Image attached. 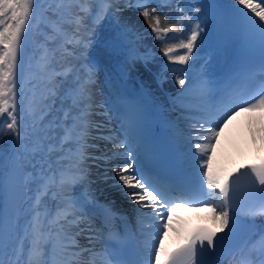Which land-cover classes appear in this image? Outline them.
I'll list each match as a JSON object with an SVG mask.
<instances>
[{"label": "snow or ice", "instance_id": "snow-or-ice-1", "mask_svg": "<svg viewBox=\"0 0 264 264\" xmlns=\"http://www.w3.org/2000/svg\"><path fill=\"white\" fill-rule=\"evenodd\" d=\"M123 3L135 8L163 43L161 51L170 62L165 70L177 73L181 91L172 100V109L178 117L169 130L174 141L187 138L190 149L183 163L188 174L169 177L150 165L153 154L142 134L144 113L139 105L120 98L123 106L115 104L104 113L115 112L122 139L103 135L104 125L90 120L91 86L100 65L85 54L97 42L96 26L122 11L121 0H49L46 9L41 0H0V264H85V253L101 254L95 250L94 234L86 236L87 245L79 239L86 231L81 227L86 201L74 189L88 181L89 161L96 167L107 164L115 173L111 179L135 206L139 230V236L132 234L137 259L128 258L117 241L121 246L102 250L104 264H221V254H226L228 264H264V226L255 239H241L238 230L242 219L254 223L257 217L264 218V160L233 171L213 167L216 145L229 122L242 112L264 109V0ZM154 3L161 8L175 3V10L157 12ZM161 15L171 21L166 27H161ZM88 19L92 27L87 26ZM116 29L115 37L102 39L103 47L115 51L128 40V55L147 67L149 56L137 55L132 46L135 41L130 38L142 39L134 26L117 17ZM215 30H227L245 44L258 42V79L235 70L217 77L208 65L189 79L187 68L171 66L189 65L196 58L194 50ZM170 32L183 35L168 37ZM58 39L61 43L51 47ZM30 41L37 45L33 59L26 55ZM60 49L80 61L79 67L57 70L53 61ZM73 71L77 87L69 93L72 105L63 119L51 120L58 77ZM97 141L112 149L105 151ZM48 201L55 202L54 210ZM183 206L205 208L213 227L190 233L181 246L165 254L163 238L174 230L172 209ZM114 216L105 206L106 223Z\"/></svg>", "mask_w": 264, "mask_h": 264}, {"label": "bare ground", "instance_id": "bare-ground-1", "mask_svg": "<svg viewBox=\"0 0 264 264\" xmlns=\"http://www.w3.org/2000/svg\"><path fill=\"white\" fill-rule=\"evenodd\" d=\"M223 1L229 2V0ZM120 5H124L123 0H121ZM87 26L92 27V21L87 23ZM218 33L219 30H215L210 33L200 45L199 49L201 50H194V52L199 55H201L202 52L206 53L208 55L207 60H204L202 57L195 56V60H190L189 65L187 66L190 68L199 66V68L202 69L203 66L208 65L215 76H220L224 63L223 53L229 44L226 43L223 46L217 45L216 40ZM96 34L97 42L91 49L88 50L85 55H90L100 65V71L98 72L100 73V76H98V78L102 83L103 91L101 92L102 103L100 104L99 108L109 110V108H112V105H115L117 102H119L120 97H122L125 92L135 93L143 100L145 107L150 112L155 114L158 113L164 116L165 120L167 121L168 128L170 129V124L172 122H176L178 117V112L172 109V100L177 96H169L162 90L163 78L161 75L155 79L153 74L146 70L142 60L133 61V59L128 55V40H124L123 46L116 48L115 51H112L111 49H105L103 47L101 41L104 37L107 36L111 38L117 35L116 23L112 19L111 15L107 20L96 26ZM178 35L183 34L174 33L168 37ZM231 39L232 34L229 35L228 42H231ZM168 42L176 43L178 41L169 40ZM135 43L132 46H134L137 50L136 54L139 56H144L145 53L142 52L135 45ZM159 46L162 48L163 43L161 42ZM180 51L181 53L183 52V50ZM62 56L64 59H69L64 54ZM158 61L159 60H157V62ZM160 62L164 64L161 67L163 73L169 72V74L172 75V78L173 76H176L177 73L165 70V65L169 64L170 62L166 57L163 56V54L161 55ZM171 66L177 68L182 67V65L178 64H172ZM187 69L189 70V68ZM116 77V81L121 84L122 88L117 87V83L115 81ZM118 79L122 83H120ZM74 89L75 87L73 86L71 90ZM69 93L70 91L66 97H64V101L68 103L69 99V101H71L70 103H72ZM192 100V97L188 98V102H192ZM105 110H101L99 114L98 112L94 113L92 121L104 125V130L102 132L103 135L112 134L122 139L123 136L120 135L119 132H116L120 127L119 123H116L117 128L111 127L108 123H106V126L105 123H103L104 121L106 122L108 117L104 115V113L108 112ZM263 112L264 109H258L253 112H242L234 118L236 120V127L232 125L233 120H231L228 126L224 128V131L221 133L219 141L216 145V151L213 160V167L215 170L222 171L227 169L228 171H233L236 168H241L242 165L260 163L261 160H264V135H262L264 134V128H261L262 123H264V119L258 120L255 116L257 114L260 115ZM259 121H261V123ZM180 126L187 130V125L181 123ZM92 134L97 135L98 133L93 130ZM97 143H99L101 148L105 151L112 149L111 144H107L105 147L104 141H97ZM172 144L179 159L180 165L183 167L184 171H187V165L183 163L184 158L186 155H188L190 149V145L187 142L186 136L183 140H173ZM8 147V144L4 145L5 149ZM119 151L123 152V149H120ZM89 164L92 165L89 169V175H93V180L85 182L86 187L83 185L77 186L74 189L75 193H77L81 199L86 201V206L84 209L86 216L83 220V223L81 224V227L85 228L86 231L79 239L82 245H87L86 236L89 233L94 234L95 250L101 254L89 256L87 253H85L83 259L85 264L93 260L95 261V264H104L105 257L102 254V250L105 248L103 240L96 232L92 230V227L98 226L93 218L97 212L101 211L105 215V206L110 207L115 213L114 218L109 219V223H113L111 227L123 223L131 227L136 236H139V230L136 224V213L134 211L135 206L129 204L126 201L120 191L114 186L113 179H111L115 176V173L111 172L110 168H108V166L105 164L100 165V167H96L91 161ZM103 173H107V176L103 178H100L99 176L95 178L94 176ZM89 192L92 194L91 198L88 196ZM48 204L50 208H55V202L48 201ZM172 211L174 213L172 222V228L174 230H169L168 234L163 238L165 254L173 252L182 245L183 234L190 227L195 225H205L210 228L213 227L210 219H208V213L205 208L183 206L179 209L173 208ZM258 226H264V218H256L252 228ZM247 238L248 236L245 239ZM98 244H103V248H100V246L96 247ZM223 264H228V259H226Z\"/></svg>", "mask_w": 264, "mask_h": 264}, {"label": "rangeland", "instance_id": "rangeland-1", "mask_svg": "<svg viewBox=\"0 0 264 264\" xmlns=\"http://www.w3.org/2000/svg\"><path fill=\"white\" fill-rule=\"evenodd\" d=\"M120 7H121L122 11L119 13H116L114 16L111 15L112 19L116 23L117 17H123L124 20L129 21L134 26L136 32L140 34L142 39H139L138 41L136 40L135 37H133L131 39L136 42V43L134 42L135 45L142 52H144L145 55L149 56L148 66L147 67L144 66V67L151 74L154 73V74L159 75V76L161 75V77L163 78L162 90L166 94H168L169 96H172V97L178 96L181 89L175 82L176 76H173V78H172V75H170L169 72H167V73L164 72L165 73L164 74L162 71V68H161L162 65H164L160 62L161 61V55L163 54L161 51L162 48L159 46V44H161V42L157 41L155 39V37L151 33V29L148 27L147 23L144 21V18L142 16H140L139 12L135 8H128L125 5H120ZM152 7L156 8L157 12H169V11L175 10V3H172L171 7L164 6L162 8L157 7V5L154 3L152 5ZM45 15L47 16L49 14L46 12ZM90 21H91V19H88L87 23H89ZM168 23H171V21L166 20V18L163 15H161V27H166ZM65 27L68 29L69 32L72 31V29L68 25H65ZM41 30L46 31V32H50V29H44L43 27ZM145 30H147V31H145ZM171 34H174V33L170 32V33H168V36ZM36 39L38 40V39H40V37L37 36ZM60 43H61V41L58 39L55 44L50 45V46L56 47ZM36 47H37V45L32 41H30V43L27 45L26 55H27L28 59H33L34 56H36V54L33 53V52H36ZM71 47H72L71 45H68L69 50H71ZM146 50H147V52H146ZM199 50H201V49H199ZM62 55H63V49H60L57 52L56 59L53 61V65L57 70L62 69V68H66L70 65H75V66H77V68L79 67L80 61H78L77 59H75L73 57H68L69 59H64ZM195 56L201 57V55L199 56V54H197V53H195ZM157 60H159V61L157 62ZM143 65H144V63H143ZM200 71H201V68H199V66L198 67H191L187 73L189 79H194L197 76V73H199ZM76 76H77V72L73 71L72 73L68 74L66 77H58V83L60 85L58 87V90H57L58 91V97L56 99L55 105L52 108L49 119H51V120L63 119L64 111L67 110L72 105V103H70L71 101H69V99H68V103L66 101H64V97H66V95L73 88V86L75 88L77 87ZM98 76H99V73L95 77V83L91 86L92 106L90 109V112H91L90 120H92V117H94V113L98 112V114H99L101 112V110L102 111L105 110V109L99 108L100 104L102 103L101 92L103 91V86H102V83L100 82ZM185 87H187V84L185 85ZM26 91H29V88H26ZM105 111H108V110L106 109ZM75 113H76V111L73 110L72 114L75 115ZM106 116H108L107 120H106V122L104 121L103 123H105V125H106V123H108L111 127L117 128L115 120L113 118L111 120H109V116H111V113H108V115H106ZM255 116H256V119H258V120L264 119V112L260 115L257 114ZM234 118H233V124L232 125H234L236 127V120ZM259 122L261 123V121H259ZM26 123L30 125L31 121L30 120L26 121ZM262 127L264 128V123H262L261 128ZM116 132H119V131H116ZM61 134H62V132H61ZM262 135H264V134H262ZM263 138H264V136H263ZM105 165L108 166L107 164H105ZM108 168H109V166H108ZM94 176H95V178L97 176H99L100 178L106 177L105 173L100 174V175H94ZM92 180H93V175H89L88 181H92ZM84 186L86 187V184H84ZM99 246H100L99 244L96 245V247H99Z\"/></svg>", "mask_w": 264, "mask_h": 264}, {"label": "water", "instance_id": "water-1", "mask_svg": "<svg viewBox=\"0 0 264 264\" xmlns=\"http://www.w3.org/2000/svg\"><path fill=\"white\" fill-rule=\"evenodd\" d=\"M234 48H235V45H231L229 50H228V53H227V57L226 59H229L234 51Z\"/></svg>", "mask_w": 264, "mask_h": 264}, {"label": "trees", "instance_id": "trees-1", "mask_svg": "<svg viewBox=\"0 0 264 264\" xmlns=\"http://www.w3.org/2000/svg\"><path fill=\"white\" fill-rule=\"evenodd\" d=\"M41 3L43 4V8H47L49 0H41ZM30 43V42H29ZM33 45V44H32Z\"/></svg>", "mask_w": 264, "mask_h": 264}]
</instances>
